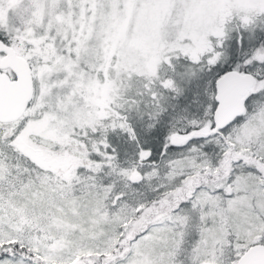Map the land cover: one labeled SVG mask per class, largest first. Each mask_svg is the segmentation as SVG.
<instances>
[{
    "label": "snow or ice",
    "instance_id": "snow-or-ice-1",
    "mask_svg": "<svg viewBox=\"0 0 264 264\" xmlns=\"http://www.w3.org/2000/svg\"><path fill=\"white\" fill-rule=\"evenodd\" d=\"M0 264H264V0H0Z\"/></svg>",
    "mask_w": 264,
    "mask_h": 264
}]
</instances>
